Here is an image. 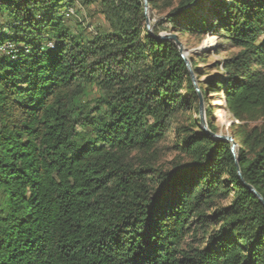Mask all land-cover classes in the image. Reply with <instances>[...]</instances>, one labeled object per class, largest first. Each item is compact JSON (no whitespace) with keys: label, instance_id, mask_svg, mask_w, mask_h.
I'll list each match as a JSON object with an SVG mask.
<instances>
[{"label":"trees","instance_id":"1","mask_svg":"<svg viewBox=\"0 0 264 264\" xmlns=\"http://www.w3.org/2000/svg\"><path fill=\"white\" fill-rule=\"evenodd\" d=\"M74 2L108 29L71 31ZM148 6L169 8L151 33L142 0H0V264H264V206L243 184L264 201V0ZM162 31L220 43L191 76ZM199 93L232 116L235 159L200 129ZM171 134L183 160L164 169Z\"/></svg>","mask_w":264,"mask_h":264},{"label":"rangeland","instance_id":"2","mask_svg":"<svg viewBox=\"0 0 264 264\" xmlns=\"http://www.w3.org/2000/svg\"><path fill=\"white\" fill-rule=\"evenodd\" d=\"M166 1V0H165ZM169 9V8H168ZM167 9V10H168ZM165 10V12L167 11ZM60 12L66 14V17L69 19L66 21V25L71 31L77 32L78 30L84 29L87 33H93L96 31H102L108 29V25L104 17L98 12L97 5H92L90 7H84L78 2H74L70 8L64 6L60 8ZM165 12L162 10L154 9L152 11L148 10V18L150 25L158 23L161 19L164 18ZM73 14V15H72ZM166 27V25H164ZM174 33V32H172ZM163 35L171 34L170 31H162ZM195 39L189 40V46H183L185 49V57L189 62V59L198 52H203L206 50H213L220 40L214 35H207L203 41L197 45L195 44ZM223 57L222 55L214 56L210 59L212 63L219 61ZM211 65V64H208ZM203 81V78L200 79ZM196 87L198 88L197 83ZM87 97L84 101H91L98 96V90L95 85L86 86ZM206 88V87H204ZM209 106L212 110V115L208 117L205 115V110ZM202 108H203V118L205 126L208 130V125L212 124L217 129V135L231 137L233 139V131L231 123L233 122L232 116L222 107L221 101L217 97H209L207 101L202 99ZM174 136L171 134L164 141L160 143L157 149V164L159 167L164 169H170L174 164L183 160V157L179 155L173 147ZM234 141V140H233ZM236 149L239 148L240 142L234 141ZM225 204V203H224Z\"/></svg>","mask_w":264,"mask_h":264},{"label":"water","instance_id":"3","mask_svg":"<svg viewBox=\"0 0 264 264\" xmlns=\"http://www.w3.org/2000/svg\"><path fill=\"white\" fill-rule=\"evenodd\" d=\"M142 2H143V14H144L145 27L148 30V32L151 33V25H150L149 18H148V10H149L148 4H149V0H142ZM154 37L156 39H158V40H168V41L170 40V41H173L175 43V45H176V47H177V49L179 51L180 57L185 61L186 65H187V68L190 71V74L192 76L189 62H188V60L185 57V52H184L185 49L183 48L182 44L179 41H177L176 37L173 34H169V35L159 34V35H156ZM192 82H193L194 86L196 87V84H195L196 82H195L193 77H192ZM196 91L198 92L197 87H196ZM198 97H199V102H198V109H199V112H198V124H199L200 129L204 133L210 135L212 138L221 139V140H225V141L230 142V151H231V154H232L233 158L235 159L236 158V150L237 149H236V145H235L233 139L231 137L213 134L209 130H207V128L205 126L204 118H203L202 95L199 93ZM243 184H244V187L246 189H248L260 201V203L264 206V201L262 200L260 195L254 190V188H252L248 184H245V183H243Z\"/></svg>","mask_w":264,"mask_h":264},{"label":"bare ground","instance_id":"4","mask_svg":"<svg viewBox=\"0 0 264 264\" xmlns=\"http://www.w3.org/2000/svg\"><path fill=\"white\" fill-rule=\"evenodd\" d=\"M66 15V14H65ZM13 47L9 44H5V46L0 47V56L5 53L11 52Z\"/></svg>","mask_w":264,"mask_h":264}]
</instances>
